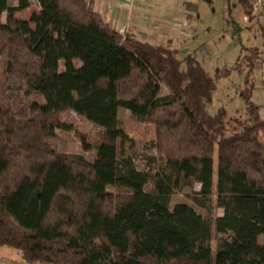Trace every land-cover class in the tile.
I'll list each match as a JSON object with an SVG mask.
<instances>
[{"label":"trees","instance_id":"trees-1","mask_svg":"<svg viewBox=\"0 0 264 264\" xmlns=\"http://www.w3.org/2000/svg\"><path fill=\"white\" fill-rule=\"evenodd\" d=\"M9 1L0 0V247L26 264H264L260 47L210 76L170 42L114 29L95 0H36L29 20L16 17L29 0ZM250 1L238 0L248 19ZM232 73L243 76L244 111L230 121L208 106ZM119 109L153 125L145 150L155 157L143 169ZM67 111L98 130L72 129ZM59 130L92 143L93 160L58 152L49 139ZM186 190L199 209L222 210L214 236L193 207L169 209Z\"/></svg>","mask_w":264,"mask_h":264},{"label":"rangeland","instance_id":"rangeland-1","mask_svg":"<svg viewBox=\"0 0 264 264\" xmlns=\"http://www.w3.org/2000/svg\"><path fill=\"white\" fill-rule=\"evenodd\" d=\"M250 3H253L254 12L264 8V0L256 3L251 0ZM9 5L16 6L17 3L10 0ZM95 6L109 23L123 34L133 35L154 44L165 45L170 42L181 51V55L192 53L210 76L214 75L216 68L231 66L238 56L247 54L254 46L260 47L264 54L258 20L254 18L252 21L247 20L245 30L234 28L236 25L239 26L243 19V9L238 0H95ZM39 9L36 0H29V7L18 11L16 17L29 20ZM5 17L6 14L3 13L2 22ZM59 65L62 71L63 62L60 61ZM254 78L256 90L253 99L255 102L258 101V110L264 119V65L260 62L256 64ZM216 83L217 89L208 106V112L214 114L219 108H224L230 121L243 119L244 104L238 96L243 87V76L232 73L227 78L216 80ZM167 93V88L162 85L160 96ZM39 100L42 101L43 97ZM118 116L132 139L130 152L135 158V166L143 169L147 158L155 157L153 151L145 150V143L153 135V125L149 121L129 117L122 109H119ZM62 120L71 123L72 129L85 135L98 130L95 125L73 111L64 113ZM260 139L264 143L262 133ZM49 141L61 153L80 154L87 160H93L95 156L94 145L82 142L74 131H56ZM189 193L186 190L172 196L169 200V209L172 210L179 203L188 204L210 224L214 236V219L222 214V210L214 204L208 210L199 209L189 200ZM258 243L264 245V234L259 236ZM0 264L26 263L14 249L0 247Z\"/></svg>","mask_w":264,"mask_h":264},{"label":"crops","instance_id":"crops-1","mask_svg":"<svg viewBox=\"0 0 264 264\" xmlns=\"http://www.w3.org/2000/svg\"><path fill=\"white\" fill-rule=\"evenodd\" d=\"M254 2L256 3L257 2V0H254ZM263 9V10H262ZM260 11V12H259ZM259 11H256L255 10V12H254V10L252 11V15H251V19H248L246 16H244L243 15V19L241 20V24L239 25V26H234V28H235V30H241V29H243V30H245V29H247V27H246V25L245 24H248V22H247V20H249V21H252V19L254 18V19H256V20H258L259 21V26H258V28H259V30H261V36L263 37V42H264V30H263V28H264V8H261ZM259 12V13H258ZM102 14V13H101ZM113 16V15H112ZM256 16V17H255ZM102 17H103V19L108 23V24H110L109 23V21H108V19L107 18H105L104 16H103V14H102ZM110 26L111 27H113L111 24H110ZM114 28V27H113ZM115 29V28H114ZM263 42H262V44H263ZM262 44H261V46H262ZM262 65V64H261ZM256 105H257V108L259 107V104H258V101L256 102Z\"/></svg>","mask_w":264,"mask_h":264},{"label":"built area","instance_id":"built-area-1","mask_svg":"<svg viewBox=\"0 0 264 264\" xmlns=\"http://www.w3.org/2000/svg\"><path fill=\"white\" fill-rule=\"evenodd\" d=\"M261 0H257V2H260Z\"/></svg>","mask_w":264,"mask_h":264}]
</instances>
